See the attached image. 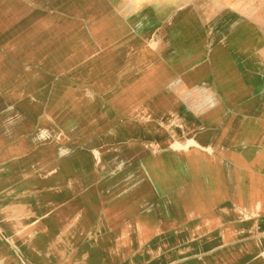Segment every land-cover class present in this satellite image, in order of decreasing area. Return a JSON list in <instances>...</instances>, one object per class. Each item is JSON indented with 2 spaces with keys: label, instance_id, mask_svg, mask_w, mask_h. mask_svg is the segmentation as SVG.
Returning <instances> with one entry per match:
<instances>
[{
  "label": "crops",
  "instance_id": "obj_1",
  "mask_svg": "<svg viewBox=\"0 0 264 264\" xmlns=\"http://www.w3.org/2000/svg\"><path fill=\"white\" fill-rule=\"evenodd\" d=\"M0 264H264V0H0Z\"/></svg>",
  "mask_w": 264,
  "mask_h": 264
},
{
  "label": "rangeland",
  "instance_id": "obj_2",
  "mask_svg": "<svg viewBox=\"0 0 264 264\" xmlns=\"http://www.w3.org/2000/svg\"><path fill=\"white\" fill-rule=\"evenodd\" d=\"M88 98H89V100L93 101L94 99H96V96L88 92ZM178 98H179V95H178ZM196 145H197L196 142L191 140L187 145L178 144L175 147L176 148H185L186 149L189 146H196Z\"/></svg>",
  "mask_w": 264,
  "mask_h": 264
},
{
  "label": "bare ground",
  "instance_id": "obj_3",
  "mask_svg": "<svg viewBox=\"0 0 264 264\" xmlns=\"http://www.w3.org/2000/svg\"><path fill=\"white\" fill-rule=\"evenodd\" d=\"M193 141V140H192Z\"/></svg>",
  "mask_w": 264,
  "mask_h": 264
}]
</instances>
